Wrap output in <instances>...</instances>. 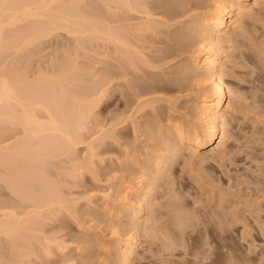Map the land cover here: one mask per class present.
I'll list each match as a JSON object with an SVG mask.
<instances>
[{
    "label": "rangeland",
    "instance_id": "1",
    "mask_svg": "<svg viewBox=\"0 0 264 264\" xmlns=\"http://www.w3.org/2000/svg\"><path fill=\"white\" fill-rule=\"evenodd\" d=\"M165 1L168 0H160V2L159 0H150L148 2L151 8L155 10L154 12L156 14L160 13V16L163 15L164 19L162 17L161 18L165 21H168L167 17L170 20L169 16L165 17L164 14H161V12L163 13V10H168V6H163L166 5ZM197 1L199 2L197 3ZM214 1L216 0H210V2L209 0H194L193 3L191 2L192 4H189L190 6L188 5V7L185 8L186 10H180L183 11L182 13L180 12L182 15L179 16L181 17H171L170 22L172 21V19H175V21H172L173 24L168 21V23L171 24V26L169 25L170 28L168 26L159 27L160 30H155L154 33H152L153 31H150V35H148L149 31H141V34H139L141 37H138V32L136 37H132L133 41L136 40L134 41L136 46L140 45L143 47V49H148L147 52L144 49L145 53L148 56L153 55L152 57L150 56L152 62L151 64H149L150 66H147V64H145L146 66L144 64L142 65V63L140 64L141 61L139 62L138 59H134L135 61H137L135 62L130 58H125L127 57V55H124V53L121 51L116 52L117 50L114 49V45L112 46L111 43L105 44V42L103 44L104 40L102 41L101 39H93V41L90 42L86 39L88 43L83 39L82 43L85 46L79 45L76 43V41H74L75 37L71 38L69 33L66 34L63 29H59L60 33L57 31V36L53 34L55 35L53 38L47 37L48 40L44 38V41L41 40L43 41L42 44L39 43V45H37L38 43H36V48L33 47L35 49H32V52H35V55H33L32 57L36 58L34 61V58H32L33 62L29 61V63L31 62L30 70H32L33 72L36 69V66L38 67V62H40V64H42L43 62V64L40 66L44 67V64L46 63L45 65L48 66L51 60L53 61L54 59H58L60 61L61 59L64 60V58L70 56L72 57V59L77 60L76 62H78L79 66L85 69L87 68V70L84 69V71H95V77L97 75L95 79H105L103 80L105 83L107 80L106 84L108 85V87L104 88L103 86V88L105 89V95L107 97L105 96L101 104L96 107V121L94 119V121L91 122L89 128L91 130H96V128L98 127L97 124L102 123L101 125H99V127L103 125L104 130L108 128V131L106 130L108 133H106L110 135H107L105 137V133V135L101 138L102 140H97L99 143L95 142V148L96 146L98 147L96 149L97 153H95L96 155H93L95 157L92 156V159L89 163L90 165L95 163L94 165H91L93 166L91 167L92 170L90 167H88L90 169L86 168L87 170L84 168L82 171L77 172L78 175L76 173L77 177H72L70 175L72 177L71 178L70 176H68V174L70 173H68V171L66 170V167H69V163L67 164L68 160L65 161L67 159L65 158V156H63V159L65 158V160H63V163L62 157H58L59 159L56 158V162H58V164H55L59 165L60 163L61 166L63 165L65 169L64 172V169L59 168L58 166L57 167L62 171V173L59 169L56 170L57 167H54L55 170L53 168H49V170L52 171L48 172L49 175H51L50 173H52L51 176L53 177L54 175L53 178H55L58 183L61 182V184L59 183L63 187L61 190L62 192H66H63V194L65 193L66 197L69 196L70 207L67 208L70 210L66 209V207H64L63 209L61 208L59 213H57L58 215L54 214L51 215V217L50 215H48L51 213L48 212L47 217L50 218L44 219L46 221L41 223L40 226L43 227L44 231H48L46 232L47 235L56 236L58 237L59 241H63L61 244L62 246L65 245V248L62 247V249H60L59 246L57 247V245L55 244L56 247L55 245H52V247H54L53 249H46V252L48 253L46 254L45 248L42 249L43 246L39 245L38 242L37 244H34L36 243L35 239H31L30 241H32V243L33 241H35L33 243L34 245L31 243V247L33 246L32 251L37 250V254L34 253L35 251H33L35 257L32 253L30 255L31 258L29 257L28 259H23L26 263H30V261L32 260L31 263L35 264H119V248L118 243L115 242H119V238L118 236H116V233L114 231L116 230L121 232V234H125V237L132 233H136L138 236V225L140 226L139 235L140 232H142V237H140V247H137L132 256L133 259L131 261V264H183L188 259L192 258V256L188 254L193 247L191 246V237L197 236V234H201L203 232H207L208 234L210 233V240L214 242L212 246V251H214L212 260L213 264L227 263V251L223 246L224 244H231L232 246L235 245L236 248L241 249V251H247L246 249L250 245L248 242H252L253 244L254 241V245L257 244V251L264 249V0H261L260 3L252 6L253 9L250 11L253 12L252 14H245L242 16L241 25H243V27L241 26L239 29H237L236 32H232L234 35H232L234 41L227 44V48L222 59L223 61L228 63L225 65L224 69V72L226 73L225 79L228 83V86L232 89L234 88L233 90L236 91V94L238 93L237 97H234L233 99L234 102H231V109L227 111L228 137L224 144V147H215L216 143L204 147L203 154L206 153L205 156L208 155L206 159L205 157H203V154L196 155L192 154L191 151L189 152L187 150H184L182 151L183 153L181 152V155L178 156L179 158H176V156L172 157V164L170 169L166 173L167 176L164 175V177H158L159 172L156 171V157H158L160 154H166V152L168 151H170V153L168 152V154H171V150L173 148V145L170 144L172 135L167 128L168 123L176 119L184 123L185 126H195V115L197 113V110L199 109L194 103L196 97L202 94L203 85L200 84V86H198L199 83L196 82H199V79H197V77L195 76L196 73H198L197 70L184 76V72H181L180 74V67L178 66L180 65V63L182 65L185 62L187 64H191L192 54H194V52H196L200 47V37L198 31H195L197 30V23L195 19L202 16V14L206 12L207 8V11H210V8L213 5ZM104 2L102 0H100V2L99 0H90L88 2L90 5L86 4L88 7L90 6L89 8L91 9L88 8L90 11L93 10V12H90V14L96 17L98 16L99 19H102L103 17L104 20H107V22H111V24H116V21L118 22L119 19L122 20H119V22H123V20L128 21V19H132L129 21H138L137 11L129 12V10H124V8H121L120 11V9H117L115 5L112 8V4L110 7H106V9H108L106 10L105 6L107 5H105L106 3L104 4ZM195 3L200 5V7ZM155 6L156 8H158V10L155 8ZM84 7L87 8L86 6H83V8ZM159 7H161V10ZM194 7L196 8L194 9ZM179 19L182 21V23ZM174 24L176 27L174 26ZM176 30H178V32ZM244 31H246L247 33ZM175 32L184 34V41L187 40L184 45L185 47L183 46L180 49L175 48L177 47V44H175L177 40V33L175 34ZM172 34H174V36ZM78 40L80 41L82 39L79 38ZM165 45L168 48H166ZM169 47L178 51H176L175 53L177 56L173 53L172 55L175 57L170 55L169 57L164 58V51L165 49H169ZM148 51L150 52V54L148 53ZM179 51L181 53H179ZM119 53H121V56L119 55ZM166 58L171 59L167 60ZM133 61L135 63H133ZM135 77L137 79H135ZM152 80H154V82ZM150 81L152 82L150 83ZM156 82L158 83V85H156ZM86 83H91V80L86 79ZM141 83H148L149 85L146 84L148 86L147 87ZM154 83L157 88L155 86L154 88L153 86H150V84L153 85ZM86 86L89 85L86 84ZM150 87H152V90H148L150 92L149 93L147 89H149ZM153 91L155 93H153ZM151 93H153V95H151ZM139 95L143 98H140ZM149 95H151V97ZM152 98H157L158 100H156L155 102V100ZM138 102H141V105ZM150 102L152 103L150 104ZM149 104L154 105L149 106ZM184 116L187 117L185 118ZM117 117H119V119L121 117L120 120L124 118L126 119V121H123V119L122 122L120 121L118 123L119 126L118 124L117 126H114L115 128L113 129V132L112 128H110L113 125L111 123L115 122L116 120V122H118L119 119ZM120 123H122V125ZM15 130L16 129L10 130L9 132L16 133ZM91 130L90 133L88 132L86 134L87 139L91 138L89 137L92 132ZM9 136H11L9 137V139H12V135ZM84 144L79 145L78 147V155L80 156V158H84L88 153L87 147L85 146L86 144ZM159 151L161 152L159 153ZM163 151L165 152L163 153ZM84 152L87 153L85 154ZM53 162H55V159L52 161L51 165H54ZM55 172L59 173L57 174ZM141 173L146 174V178H150L149 181L153 180L156 189L154 198L151 202L153 205L150 203L149 207L151 206V208L146 209L147 211L143 215L144 217H140L139 219L141 221H138V217H133V213L135 212L133 211V209H136L137 205L136 203H134V205L136 206L135 207L133 203L127 202L126 196H128V192L125 185L137 187L138 181L142 179ZM59 174L60 176H58ZM131 179L135 182V184H133V181ZM2 184L3 185H1L0 190L4 188L3 190L5 191L1 192L2 195L0 194V198L2 200L11 198L12 200V197H8L11 191L9 192L8 189L9 194L7 196V188L4 183ZM2 186L4 187L2 188ZM141 192L142 191H140V193ZM140 193H134L133 195L135 196L130 195L129 197L135 199L136 202ZM9 199H7L8 202H10ZM17 199L14 198L11 201V205H17L18 209H22L19 208L20 205L25 204L21 202V204L19 205L18 203L20 202V199ZM71 199L73 200L71 201ZM22 205L21 207H23ZM128 205L129 208H127ZM171 205H178L177 207L182 209L187 208L188 210H186L190 213L194 212L192 214L196 216V219L199 217L201 218L197 219V221L195 219V227L193 226L195 229L193 227L191 228L193 234L191 233V229L188 230V232L190 233L187 234V240H189L191 244L189 245L190 242L188 243L187 241L188 244L186 243V248L183 246L177 247V249L172 252L173 256H168V252L166 253V251L168 250L161 251L163 249L162 243H164V240H162L160 230H165L170 227V224L172 222L171 218L173 216V214L171 213L173 210H170L171 208L174 209V206L172 207ZM52 211L54 212L53 208ZM218 215L221 216V218H219ZM52 216H55L54 219H52ZM215 216H217L216 218L221 220V224L224 221L222 226L221 224L217 225L219 224V221H217L218 219L215 220ZM142 218H145L146 221L142 220ZM135 219H137V221ZM147 221L149 224L147 223ZM207 221H209V223ZM210 221L214 222L215 224ZM138 222L139 224H136ZM144 223H147V225H143ZM141 224L143 225V227ZM216 225L220 228V230L218 227H215ZM214 227L217 229H215ZM221 227H229L230 229L228 230L227 228V233L226 228L222 229ZM156 229H158L159 231H155ZM144 230L146 231L144 232ZM219 231L223 234L224 237L228 236V238H226L227 240L222 239L221 236L218 235L220 233ZM127 233L128 235H126ZM1 237L3 238L4 236L0 235V250H2L4 253L0 251V260L3 262H7L12 258L14 251L11 250L13 248L8 247L7 241L5 242V238L2 239ZM4 243L7 245H4ZM2 244L3 249L1 248ZM222 248L224 249L222 250ZM58 249H60L61 251ZM7 252L9 255L7 254ZM49 254H51V256ZM4 258H8L9 260L7 259L5 261ZM170 259L172 262L170 261ZM180 261H182L183 263H180ZM222 261L224 263H222Z\"/></svg>",
    "mask_w": 264,
    "mask_h": 264
},
{
    "label": "bare ground",
    "instance_id": "2",
    "mask_svg": "<svg viewBox=\"0 0 264 264\" xmlns=\"http://www.w3.org/2000/svg\"><path fill=\"white\" fill-rule=\"evenodd\" d=\"M89 1L90 0H0V187L1 185H3L2 183H4L7 188L6 190L7 196L9 194L8 193V189H9V192L11 191L12 193V194L10 193V195L12 196L9 195L8 197H12L13 199L18 198L17 200L20 199V202L19 203L17 202L19 205L21 204V202L25 204V205L21 204L23 207H21V205L20 207L18 206L19 208H22V209H18L16 203H15L16 206H14V204L11 205L12 204L11 201L13 199L11 200V198L10 199L7 198L10 200V202H8V200L5 199L6 197L3 198L6 201L0 198V201H1L0 202V235L4 236L3 238L2 237L1 238L2 239L5 238V242L7 241L8 247L13 248L11 250L14 251L13 256L10 259V261L3 262L0 260V264H35V263H31L32 261L31 259H30L31 260L30 263H26L23 260V259H28L30 255L33 253V251H35L34 253H36L37 250L32 251L33 246L31 247V245L35 241L36 243L34 244H37L38 242L39 245L43 246V248L41 246L42 249L45 248V252H46V249L47 250H49L50 248L53 249L54 247H52V245L54 246L55 244L57 245V247L59 246L60 249H62V247L65 246V245L62 246L61 244L63 241L62 242L59 241L58 237L56 236L47 235L46 232L48 231H44L43 227L40 226L41 223L46 221L44 219L50 218L51 215L59 213L61 208L63 209L64 207H66V209H68L67 207H70L69 206L70 205L69 196L68 197L65 196V193H66L65 191H63L65 192L63 194L61 190L63 187L60 185L61 182H59L60 183L59 184L55 180V178H53L54 175L53 177L51 176L52 173H50L51 175H49L48 172L49 171L52 172L51 170H49V168H53L55 170L54 167L58 166L59 168L64 169V166L63 165L61 166L60 163H59L60 166L55 165V164H58V162H56V160L59 159L58 157H62V163H63V160H65V158H67L65 161L68 160L67 164L69 163L68 164L69 167L68 168L66 167V170L68 171V173H70L68 174V176L71 175L72 177L74 176L77 177L78 171H82L84 168L90 169L91 167H93L91 165H94L95 163L93 161L92 162L94 164L90 165L89 163L92 159V156L96 155L95 154L97 153L96 149L98 148L97 146L95 148V142H98L97 140L101 139L105 135V133L108 131L107 130L108 128L104 130L103 125L99 127V125H101L102 123L97 124L98 127L96 126L97 128L96 130L94 129L95 131L89 128L91 122L94 121L95 119L96 107L101 104V102L104 100V97L106 96L104 88L108 87V85L106 84L107 80L105 83L103 81L105 79L103 80L95 79L97 77V75L95 77V71H90V70L84 71L85 68H82L81 66H79L78 62H76L77 60L72 59V57L70 56L64 58V60L61 59L60 61L57 59L59 62L56 59H54L55 57L51 58L54 60L52 61L50 59L51 61L49 62L48 66H46L45 65L46 63H45L44 67L40 66L43 64V62L42 64H40V62H38L39 60L38 58L37 62L39 63V65L37 64L38 67L36 66V69L33 72L32 70H30V67H31L30 65H31V62H33L36 58V57H32L33 55H35V52L33 53L32 49L36 48L35 47L36 43H38L37 45H39V43L42 44V42L44 41V38H46V40H48L49 37L53 38L55 35L56 36L58 35L57 31L59 32V29L60 30L63 29V31H65L66 34L69 33L71 38L75 37L74 41H76V43L79 45L85 46L82 43L83 39L86 42L87 40L90 42V41H93V39L95 40L101 39L102 41L104 40L103 44L104 42L105 44L111 43L112 46L113 45L115 46L114 49L117 50L116 52L121 51L124 53V55H127V57L124 56L125 58H130L131 60L138 59L139 62L141 61L140 64L142 63V65L147 64V66H150L149 64L152 63L151 58H150L151 55L148 56L144 51L145 48L143 49L142 46L137 45L138 46L137 47L134 42L136 40L133 41L132 37L133 36L136 37L137 32H138V37H141L139 35L141 34V31H149L148 35H150V31H153L152 33H154L155 30L156 31L160 30L159 27H165V26L169 27V25L171 26V24L168 23V21L170 22L171 17L176 18V16L182 15L181 13L183 11H180V10L187 8L188 5L191 2L193 3L194 0L165 1L166 5H163V6H166V7L168 6V10L167 11L166 9L163 10V13L161 12V14H164L165 17L169 16L170 20L167 17L168 21L163 20L164 19L163 15L160 16V13L156 14L154 12L155 10H153V8H151V6L149 5L148 1L150 0H105V2L104 0H102L104 4L106 3L105 5H107V6L104 5L105 9L108 6L110 7L112 4L113 5L112 8L115 5L117 9H120V11H121V8H124V10L127 9L129 10V12L130 11L138 12V19H137L138 21H135V20L129 21L132 19H128V21L123 20V22H121L122 20L119 19L121 20L119 22V20L117 19L118 22L116 21V24L114 23L111 24V22L109 21L107 22V20H104L103 17L102 19L101 18L99 19L98 16L96 17L90 14V12H93V10L90 11L89 10L91 9L89 8L90 6L88 7L86 5V4H89L88 3ZM198 2L199 1H197V3ZM260 2L261 0H216L213 2V5L211 6L210 11H207L208 10L207 8L206 12L203 13L202 16L197 17L195 19L197 23L196 25L197 30L195 31H198V34L200 37L199 38L200 47L196 52H194V54H192L191 64L190 63L187 64L185 62L181 65L180 63L181 66L179 65L178 67H180V74L181 72L182 73L184 72L183 73L184 76L196 70L198 71V73H196L195 76L197 77V79H199V82L198 81L196 82L199 83L198 86H200V84L203 85L202 86L203 92L202 94L196 97L195 103L194 102L193 103L197 106L199 110H197V113L195 115V122L193 121L195 124V126L193 125L194 127L185 126L184 123L176 119L169 123L166 121L168 123L167 128L172 135L170 144L173 145V148L172 150L170 149L171 154H168V152L170 153V151H168L166 152V154H162V155L160 154L158 157H156L157 159L156 160L157 161L156 171L159 172L158 177H162V176L164 177V175H166L167 171L171 167V164H172L171 159L173 160L172 157L176 156L177 158L179 155H181V152L184 150H187L189 152L191 151L192 154L197 155V154H203L204 152L203 148L210 144L216 143L215 147L216 146L224 147V144L228 137L227 136V124H228L227 113L228 112L227 111L231 109L232 107L231 102L233 101L234 97L235 98L237 97L238 93L236 94V91L233 90L234 88L232 89L231 87L228 86V83L225 79L226 73L224 72L225 65L228 63H226L222 59L225 54L227 44L234 41L233 40L234 35L232 32H236L237 29H239L241 26L243 27V25H241L242 16L245 14H252L253 12H250L253 9L252 6L257 5ZM82 5L86 6L87 8L85 7L83 8ZM198 6L200 7V5ZM159 8L161 10V7ZM195 8L196 7H194V9ZM156 9L158 10V8ZM172 21H175V19L174 20L172 19ZM172 21L170 23H172ZM179 25H182V24H179ZM179 30H182V29H179ZM176 31L178 32V30ZM183 31H184V28H183ZM177 32H175V34ZM172 35L174 36V34ZM183 35H184L183 33H177L176 42L177 41L178 42L177 43L175 42V44H177V47H175L176 49H180L185 45V42L187 40L184 41L185 38ZM79 38L82 40L79 41L78 40ZM142 38H143V35H142ZM77 41H79L80 43ZM170 47L169 49H165L164 58L169 57L170 55L173 56L172 54L176 53L177 50L172 49ZM148 53L150 54L149 51ZM179 53L181 52L179 51ZM120 54L121 53H119V55ZM104 56H108V55H104ZM32 58H34L33 61H32ZM29 61L31 62L29 63ZM134 61L133 63L137 62V61L135 62ZM85 70H87V68ZM86 79L87 80L90 79L91 83H86ZM135 79L137 78L135 77ZM152 81L154 82V80ZM152 81H150V83ZM86 84L89 86H86ZM146 84H143V85L147 86ZM156 85H158V83ZM150 86H153L154 88L155 83L153 85L150 84ZM151 88L152 87L147 89V91L150 90ZM153 93L155 92L153 91ZM153 93H151V95H153ZM151 95L149 96L151 97ZM140 98H143V97H140ZM147 99H144V100H147ZM152 99H154L155 102L156 100H158L157 98H152ZM138 103L140 104L141 102H138ZM151 103L152 102H150V104ZM150 104L149 106L154 105V104L152 105ZM140 105H139V109H140ZM117 118L119 119V117ZM120 119L118 122H116L117 121L116 120L115 121L116 123L115 122L111 123L113 124L112 127H110L112 128V130L115 128L114 126H117V124L120 121L122 122L124 118H122V120ZM123 121H126V119H124ZM120 124L122 125V123ZM14 129H16L15 130L16 133L9 132L10 130H14ZM90 130L94 132L93 133L91 132V135L89 136L91 138L87 139L86 134L88 132L90 133ZM107 133L105 137L107 135H110ZM9 135H12V139H9V137H11ZM82 144H84L87 147V152H88V153L86 152L87 154L84 152L87 156V157L85 156L84 158L82 156H81L82 158H80V156L78 155L79 154L78 147L79 145H82ZM94 149H95V152H94ZM160 152L161 151H159V153ZM164 152L165 151H163V153ZM205 154L206 153L203 154V157H205L206 159L208 155L205 156ZM63 156H65L64 159H63ZM54 159L56 163L53 162L54 165H51ZM58 161H61V160H58ZM58 167L56 168V170L59 169ZM64 171L65 169L63 170V172ZM59 172H55V173L58 174ZM145 175L146 174L141 175L142 179L138 181L137 187L136 186L133 187L131 185H125L127 192H128L127 193L128 196H126L127 202H131L133 203V205L134 203H136L137 205V207L134 205L136 209H133V211L135 212L134 213L132 212V213L134 214L133 217H136V218L138 217V221L140 220L139 218L145 214V212L147 211L146 209L151 208V206L149 207V205L152 202V199L154 198L155 189H156L155 188L156 186H154L155 183L153 182L152 178H151L152 181H149L150 178L149 179L146 178ZM58 176H60V174ZM133 184H135L134 181H133ZM3 187L4 186H2V188ZM3 189L0 190V194L1 192L5 191ZM140 191L142 192L140 193ZM137 192L140 194L138 195V200L136 198L137 201L135 202V199L129 196ZM72 200L73 199H71V201ZM171 206L173 207L174 205H171ZM177 206H174V209L171 208L170 210V211L173 210L171 212L173 214V216L171 215L172 222L171 224L169 223L170 227L165 230H160L162 240H164V243H162L163 249L161 251L168 250L166 251V253L168 252L169 254L168 256L170 255L173 256L172 252L175 249H177V247H180V246L185 247V245H187L190 242L189 240H187V234L190 233L188 232V230H190L194 226V221L196 219V216L192 214L194 212L190 213L189 211H187L188 210L187 208L186 210L184 207H183L184 209H182ZM52 208L54 212L52 211ZM127 208H129V205ZM48 212L51 214H48ZM47 214L50 215V217H47ZM55 216H52L53 217L52 219H54ZM216 217L217 216H215V218ZM219 218H221V216H219ZM217 219L218 218H216L215 220ZM135 220L137 221V219ZM142 220H145V218H142ZM215 220H212V221H215ZM217 221H219V224L217 225H220L221 220L218 219ZM207 222L209 223V221ZM147 223H144L143 225L145 224L147 225ZM223 223L224 221L222 222V224ZM136 224H139V222ZM217 225L215 227H218ZM151 228H154V227H151ZM225 228L226 230L227 228L228 230L230 229L229 227H225ZM225 228H222V229H225ZM246 228H247V225H246ZM139 229H140V226L138 225V236L134 232L135 234L132 233L130 235H128L127 233L126 235L128 236L126 237H125V234H121V232L113 230L116 233V236H118L119 238V242L115 241L118 243V248H119L118 249L119 254L117 253L119 256L118 260L120 259L119 264H131V261L133 259L132 256L134 252L136 251L137 247L138 248L140 247V237H142V234H141L142 232H140V235H139ZM157 230L158 229H156L155 231ZM228 230H227V233H228ZM263 230H264V227H263ZM145 231L146 230H144V232ZM191 233H192V229H191ZM220 233L218 235L221 236L222 239L228 238V236L224 237L223 234L221 233L222 234L221 235ZM209 234L207 232H203L201 234L200 233L197 234V236H194V237L192 236L191 246L193 247L192 249L190 248L191 251L190 253H188L189 255L192 256V258L189 257L190 259H188L186 262L183 263L182 261H180V263L182 262L183 264L185 263L186 264H213L212 260H213L214 251H212L213 249L212 246L214 242L210 240L211 234L210 235ZM31 239L32 240L35 239V241H33L32 243V241H30ZM191 242L189 243V245L191 244ZM248 243L250 245L249 244H248L249 246L247 245L248 246L246 249L247 251H244V250L241 251V249L236 248L235 245L232 246L231 244H224L223 246L224 248H226L225 250L227 251V252L225 251L227 256L224 254L227 258L226 264H264V249L257 251L256 249L257 244L254 245V241H253V244L252 242H248ZM7 244L4 243V245H7ZM4 247H7V246H4ZM1 248L3 249V244ZM224 248H222V250ZM34 253L33 255L35 257ZM46 254L48 253L46 252ZM51 254L49 255L51 256ZM156 255H157V252H156ZM7 259H5V261ZM222 263L224 262L222 261Z\"/></svg>",
    "mask_w": 264,
    "mask_h": 264
}]
</instances>
